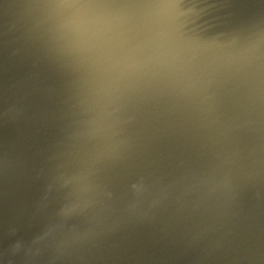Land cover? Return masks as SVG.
<instances>
[{
	"label": "water",
	"instance_id": "water-1",
	"mask_svg": "<svg viewBox=\"0 0 264 264\" xmlns=\"http://www.w3.org/2000/svg\"><path fill=\"white\" fill-rule=\"evenodd\" d=\"M0 264H264V0H0Z\"/></svg>",
	"mask_w": 264,
	"mask_h": 264
}]
</instances>
